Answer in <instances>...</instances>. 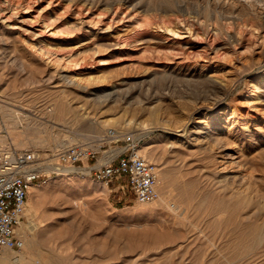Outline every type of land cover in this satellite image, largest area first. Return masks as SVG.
<instances>
[{
	"label": "rangeland",
	"instance_id": "374dc122",
	"mask_svg": "<svg viewBox=\"0 0 264 264\" xmlns=\"http://www.w3.org/2000/svg\"><path fill=\"white\" fill-rule=\"evenodd\" d=\"M2 3L0 149L36 150L39 163L55 167L40 171V191L29 192L23 220L27 237L35 235L50 252V264H264V105L255 104L259 111L245 103L255 119L241 114L250 83L264 79V0ZM45 20L50 26L39 34ZM56 24L58 34L48 36ZM79 25L100 44L81 50L78 65L64 66L72 75L83 69L91 87L96 79H106L107 87L126 80L113 102L96 100L106 91L89 96L64 84L59 64L48 61L67 51L65 43L79 45ZM41 45L48 49L43 58ZM60 95L71 107L67 119L45 117L44 105ZM9 109L27 119H10ZM199 126L220 130L211 150L191 139ZM110 128L140 139L158 168L159 199L138 201L123 176L110 184L93 176L94 165L123 150V140H103ZM78 144L96 155L76 166L60 164L58 153ZM61 165L72 170L60 173Z\"/></svg>",
	"mask_w": 264,
	"mask_h": 264
},
{
	"label": "built area",
	"instance_id": "2783aa9c",
	"mask_svg": "<svg viewBox=\"0 0 264 264\" xmlns=\"http://www.w3.org/2000/svg\"><path fill=\"white\" fill-rule=\"evenodd\" d=\"M123 140V150L108 163L94 165L93 176L107 183L128 175L129 185L140 202L160 198L157 190L158 168L149 161L140 149V139L134 133H121L110 128L103 140ZM96 152L90 145L78 144L62 149L58 153L59 163L76 166L84 158L94 157ZM40 156L36 150H20L13 147L0 149V249H21L23 240L18 227L23 222L30 186L41 178L37 168Z\"/></svg>",
	"mask_w": 264,
	"mask_h": 264
},
{
	"label": "bare ground",
	"instance_id": "6f19581e",
	"mask_svg": "<svg viewBox=\"0 0 264 264\" xmlns=\"http://www.w3.org/2000/svg\"><path fill=\"white\" fill-rule=\"evenodd\" d=\"M3 1H5V0H3ZM2 0H0V8L2 7V2H3ZM18 2V1H17ZM16 2V3H17ZM4 3H6V2H4ZM14 4V3H13ZM18 4H20V3H18ZM4 6V5H3ZM16 6H18V5H16ZM15 6V7H16ZM12 7H14V6H11V8ZM19 7V6H18ZM29 7V6H28ZM2 8H4V7H2ZM8 8H10V7H8ZM21 8V7H20ZM31 8V7H30ZM29 9V8H28ZM12 10V9H11ZM16 10H17V8H16ZM23 12V11H22ZM28 12V11H27ZM36 12V11H35ZM12 15V14H11ZM35 15V14H34ZM1 16L2 17H4L5 15L3 14H1ZM24 16V15H23ZM37 16V15H36ZM6 17V16H5ZM7 18H8V16H7ZM6 18V19H7ZM48 18V17H47ZM24 20H26L25 18H23ZM46 19V18H45ZM19 20V19H18ZM30 20V19H29ZM32 20V19H31ZM49 20V19H48ZM20 21V20H19ZM22 21V20H21ZM33 21V20H32ZM50 21L52 22V20L50 19ZM26 22V21H25ZM34 22V21H33ZM50 22V23H51ZM84 23V22H83ZM87 24V23H86ZM88 24H90V26H91V24H93L92 22L91 23H88ZM5 25V24H4ZM14 25V24H13ZM60 25V24H59ZM59 25L58 24H56V26L55 27H53L52 26V28H53V32H52V35H48V36H50V37H53V38H55L56 37V35H55V33H57L58 34V32H57V30H59ZM15 26V25H14ZM50 25H48L47 24V22H46V20H45V22L44 23H42V25H41V30L38 32L39 34H45L44 33V28L43 27H45V28H47V27H49ZM79 26H81V25H79ZM78 26V27H79ZM20 27H21V31H27V32H34V30L33 29H31V27H25V26H21L20 25ZM74 27V26H73ZM72 27V28H73ZM14 28V27H13ZM51 28V29H52ZM87 28V27H86ZM89 28V27H88ZM96 28V27H95ZM76 29H78V28H76ZM82 29V31H81V33L80 34H82V35H79V36H77V37H75L74 38V41L77 43V44H79V45H75V46H70L69 45V43H65L66 44V46H64V47H67V48H65V50L67 49V51H60V52H58V50L56 51L57 53H55V55L54 56H49L48 58H49V62H52L53 64H59L58 66L55 64V66H57V68L59 69L58 71H59V75H60V77L62 78V80L65 82L64 84H69V86L71 85V86H73V88H75L76 90H78V91H81V92H83V93H86V94H88L89 96L90 95H95V96H97L98 95V93L101 91V92H105V94H101V95H99V97H96L97 99L96 100H99V101H102V102H105V101H107V103H108V101H111V102H113V101H115V100H117V98L119 97V94L120 93H122V87H123V84H125V83H127V81L126 80H121V83H116V84H114V83H110V84H112V86L111 87H107V86H105V81H106V79H104V80H100V79H96L95 80V78H94V87H91V84H90V82L91 81H93V78H92V80L90 81L89 79H88V77L89 76H87V78L86 77H84V70L83 69H80L81 71H80V73L79 74H77V75H72V74H70L69 72L70 71H67V69H66V66H64V63H71V62H75V64H79V59L81 58V56H82V54L83 53H81L82 51L81 50H84L86 47H88V46H90V45H95V44H97V43H99L98 42V39H96V38H98V37H96L95 38V36L93 37V36H91L90 34H89V32L91 31V30H89V29H85L83 26H81L80 27V30ZM83 29H85V30H83ZM108 29V28H107ZM56 30V31H55ZM175 30V29H174ZM181 30H183V29H181ZM70 31H72V30H70ZM74 31V30H73ZM76 31V30H75ZM78 31V30H77ZM95 31V30H94ZM98 31V30H97ZM179 31V30H178ZM46 32V31H45ZM63 32V31H62ZM171 32V31H170ZM36 32H34L33 34H35ZM74 33V32H73ZM90 33H92V32H90ZM94 33V32H93ZM100 33H101V30H100ZM172 33V32H171ZM174 33V32H173ZM179 33V32H178ZM178 33L176 32V34H177V37L179 38V39H182V38H184V36L182 37V35L181 34H184V33H180V35L178 36ZM32 34V35H33ZM46 34H47V32H46ZM77 34V33H76ZM75 34V35H76ZM97 34H99V33H96V35ZM102 34V33H101ZM170 34V33H169ZM38 35V34H37ZM68 35H72V33L71 32H67V35L66 36H68ZM90 35V36H89ZM93 35V34H92ZM103 35V34H102ZM159 35H161L160 33H159ZM55 36V37H54ZM63 36H64V33H63ZM65 36V37H66ZM167 36V35H166ZM160 36L161 38H168V40H169V36ZM175 36V35H174ZM173 36V39H176L177 37H174ZM72 37V36H71ZM138 37V36H137ZM171 37V36H170ZM38 38V37H37ZM49 38V37H48ZM67 38V37H66ZM109 38H110V36H109ZM118 39H119V37H117ZM155 38H158L156 35H155ZM70 39H72V38H70ZM106 39V38H105ZM107 39H108V37H107ZM114 39V38H113ZM149 39V38H148ZM163 39V40H164ZM42 40V39H41ZM67 40V39H66ZM123 40V39H122ZM131 40V39H130ZM159 40V39H158ZM111 41V40H110ZM119 41H121V40H119ZM54 42V41H53ZM72 42V41H71ZM123 42V41H122ZM124 42H125V40H124ZM128 42V41H127ZM126 42V43H127ZM114 43V42H113ZM131 43V42H130ZM181 43V42H180ZM51 44V43H50ZM100 44V43H99ZM99 44H97L98 46H99ZM73 45V44H72ZM118 45V44H117ZM124 45V44H123ZM41 46H43V45H41ZM47 46V45H46ZM46 46L44 45L43 47H41V51L38 53L41 57L42 56H45V51H47L48 49H46ZM50 46V45H49ZM53 47V46H52ZM101 47V46H100ZM109 47V46H108ZM55 48V47H54ZM96 48V47H95ZM46 49V50H45ZM93 49V48H92ZM50 50V49H49ZM64 50V49H63ZM97 51V50H96ZM45 53V54H44ZM54 53V52H53ZM53 53H52V55H53ZM47 54H48V52H47ZM47 56V55H46ZM43 58V57H42ZM98 59V58H97ZM94 60V59H93ZM84 62V61H83ZM97 62V61H96ZM108 62V61H107ZM51 63V64H52ZM95 63V62H94ZM101 63V62H100ZM52 64V65H53ZM97 64V63H96ZM102 64H106V63H102ZM134 64V63H133ZM66 65V64H65ZM83 65V64H82ZM136 65V64H135ZM134 65V66H135ZM54 66V67H55ZM79 66H81V65H79ZM78 68V67H77ZM80 68V67H79ZM81 68H82V66H81ZM55 69V68H54ZM69 69V68H68ZM101 69V68H100ZM57 71V72H58ZM86 75H88V74H86ZM103 75V74H102ZM104 76V75H103ZM103 76H101V77H103ZM106 76V75H105ZM94 77V76H93ZM90 78V79H91ZM96 78H97V76H96ZM103 78H105V77H103ZM108 79V78H107ZM216 80V79H215ZM219 80V79H218ZM107 81H109V80H107ZM110 82H111V80H110ZM219 82H221V83H223L222 82V80H220ZM61 83H63L62 81H61ZM133 83V82H132ZM131 83V84H132ZM108 84H109V82H108ZM114 84V85H113ZM120 84V85H119ZM223 84H226L225 82L223 83ZM62 85V84H61ZM106 85H107V83H106ZM227 85V84H226ZM70 86V87H71ZM222 86V85H221ZM249 86H251L252 88H251V92L250 93H248V98L247 99H245L244 100V103H243V107H242V112H241V114L242 115H249V114H251V113H249V110L248 111H244L245 110V108L246 107H244V105H246L245 103H248L247 105H250V107L249 108H251V107H255V108H259V107H256L255 106V104L257 103V102H261L263 105H264V93L262 94V92L264 91V79L261 81V82H252V83H250V85ZM64 87V86H63ZM129 87V86H128ZM224 87V86H223ZM227 87V86H226ZM67 88H69V87H67ZM225 88V87H224ZM258 88H262L263 89V91L262 92H260L259 93V95H258V97L257 98H253L252 97V95L253 94H255V90H257ZM72 89V88H71ZM260 89H258V90H260ZM72 90H74V89H72ZM128 90V89H127ZM64 92V93H66V89H62V90H60V92ZM69 91H70V89H69ZM68 91V92H69ZM76 92V91H75ZM65 95V94H64ZM123 95V94H122ZM82 96V95H81ZM88 96V97H89ZM257 96V95H256ZM59 97H61L60 99H57V100H55V99H53L55 102L54 103H52L51 105H49L48 107L46 106L45 107V105H44V109H42V111H44V112H42L41 110V113H43L44 115L46 114L47 116H50V117H53V118H55V119H57V118H61V119H67V117H68V113L70 112V106H69V103H68V101H66L67 99H63L62 97H64L63 95L61 96H59ZM66 97H67V95H66ZM73 97H78V95H74ZM72 97V98H73ZM85 97V96H84ZM122 97V96H121ZM263 97V98H262ZM71 98V97H70ZM71 98V99H72ZM79 99L81 98L80 96L78 97ZM62 99V100H61ZM70 99V100H71ZM83 98H81V100H82ZM86 99H87V96H86ZM122 99H123V97H122ZM128 99V98H127ZM73 100V99H72ZM85 100V99H84ZM125 100V99H124ZM87 101H89V100H87ZM92 101V100H91ZM127 101V100H126ZM130 100H128V102H129ZM86 102V101H85ZM88 105H91V104H89L88 102H86ZM92 103V102H91ZM106 103V102H105ZM80 104H82V103H80ZM94 104V103H93ZM103 104V103H102ZM131 104V103H130ZM242 104V103H241ZM240 104V105H241ZM1 105V104H0ZM99 105H101V103H99ZM104 105V104H103ZM82 106V105H81ZM85 106V105H84ZM87 106V105H86ZM258 106V105H257ZM260 106V105H259ZM5 108V107H4ZM238 108V107H237ZM237 108H235L236 110H237ZM262 108H264V106L262 107ZM234 110V109H233ZM259 110V109H258ZM257 110V111H258ZM240 111H241V109H240ZM259 111H261V110H259ZM262 112H264V109H263V111ZM234 113V112H233ZM8 114L10 115V119H12V120H19V119H23V120H26L27 118H25V117H23L20 113H16V111L15 110H12V109H9V112H8ZM238 114V113H237ZM262 114H264V113H262ZM46 115H45V117H46ZM77 114H75V116H76ZM234 115V114H233ZM31 116V115H30ZM30 116H28V118L30 117ZM231 116V115H230ZM27 117V116H26ZM34 117V116H33ZM243 117V116H242ZM75 118V120H78V119H76L77 118V116L76 117H74ZM73 118V119H74ZM229 118V117H228ZM251 118H253V119H255L256 118V116H254V114H251ZM30 119V118H29ZM71 119V118H70ZM37 120V119H36ZM107 120V119H106ZM236 120H238V119H236ZM31 122H32V120H30ZM34 121V120H33ZM39 122V121H38ZM259 122V121H258ZM188 124V123H187ZM220 124V123H219ZM249 124H250V122H249ZM39 125H41V123L39 124ZM99 125V124H98ZM96 127H98L99 128V126H97L96 125ZM183 128V127H182ZM223 128V127H222ZM180 129V128H179ZM247 130H248V125H247V128H246ZM250 129V128H249ZM260 129H263V128H260ZM185 130H186V128H185ZM231 131V130H230ZM197 133V132H199V134L198 135H194V133ZM219 132H220V130H215V131H213V129L212 128H205L204 126H199V128L198 127H196V128H194V129H192V131H191V135H190V137L191 136H194L193 138H191V139H193L194 140V142L195 143H197V144H199V145H196V146H199V147H201V148H205V149H210L211 148V145L213 146L214 145V147H215V144L217 143H215V141L216 140H219L217 137H218V135H219ZM235 132V131H234ZM184 133H185V131H184ZM228 133V132H227ZM242 133V132H241ZM250 133V132H249ZM253 133V132H252ZM190 134V133H189ZM221 134V133H220ZM246 134V133H245ZM238 135V134H237ZM84 136L85 135H83V136H81L82 138H84ZM226 135H224V137H223V139L225 138L226 139V137H225ZM80 137V136H79ZM238 137V136H237ZM244 137V136H243ZM253 137V136H252ZM72 140H74V138L72 139ZM71 140V141H72ZM77 140V139H76ZM76 140H74V141H76ZM81 140V139H80ZM23 139L22 140H19V142L22 144L23 143ZM73 141V142H74ZM189 141H190V139H189ZM192 141V140H191ZM190 141V142H191ZM229 141V140H228ZM242 141V140H241ZM193 142V141H192ZM224 142V141H223ZM230 142V141H229ZM245 142V141H244ZM189 143V142H188ZM215 143V144H214ZM59 144H64V142H60ZM192 144H194V143H192ZM224 144V143H223ZM219 145V144H218ZM217 146V145H216ZM215 149V148H214ZM211 150V149H210ZM212 150H213V148H212ZM113 158V157H112ZM111 158V159H112ZM103 159V158H102ZM99 160V162L100 161H104V159L103 160ZM106 159V158H105ZM110 159V160H111ZM109 160V161H110ZM108 161V162H109ZM107 162V163H108ZM104 163H105V161H104ZM45 165V164H44ZM42 165V163L40 162V163H38L37 164V168L39 169V171H44V170H46L47 168V171L50 169V168H53L54 166H51L50 164H48L47 166L45 165ZM55 168V167H54ZM85 168L86 169H88V168H90V166H85ZM58 171H60V173H66V172H68V171H70V170H72V168H68V167H63L62 165H61V167L60 168H58L57 169ZM157 174H158V172H157ZM162 177H163V173H162ZM161 179V178H160ZM226 184V183H225ZM37 189H39L38 188V184L35 182V183H33L31 186H30V190H29V192H31V191H33V190H36V192H39L40 191V189H39V191L37 190ZM167 195V194H166ZM160 202V201H159ZM172 201H170V203H171ZM176 202V201H175ZM149 203V202H148ZM168 203V202H167ZM173 203V202H172ZM155 204V203H154ZM162 204V203H161ZM173 205V204H172ZM174 205H176L175 203H174ZM156 206V205H155ZM182 207V206H181ZM172 208V207H171ZM176 208V207H175ZM174 209V208H173ZM172 210V209H171ZM177 210H178V208H177ZM181 210V209H180ZM174 211V210H173ZM176 211V210H175ZM33 224V223H32ZM35 225V224H34ZM29 226V225H28ZM33 226V225H32ZM27 225H25L24 224V222H21V224L19 225V227H18V234L20 235V237H22L23 239V242H24V244H23V247L20 249V250H23V252L21 253V254H19V255H17L15 252V254L14 253H12L11 251H10V249L11 248H8V247H3V248H1L0 249V264H50L51 263V260H52V258H51V254H50V252L49 251H45L44 250V248L40 245V243H39V240L37 239V237L34 235L33 237H31V235H30V237H27ZM30 228V227H29ZM31 229V228H30ZM29 229V230H30ZM31 231V230H30ZM14 250V249H13Z\"/></svg>",
	"mask_w": 264,
	"mask_h": 264
},
{
	"label": "crops",
	"instance_id": "0c3cea01",
	"mask_svg": "<svg viewBox=\"0 0 264 264\" xmlns=\"http://www.w3.org/2000/svg\"><path fill=\"white\" fill-rule=\"evenodd\" d=\"M123 178H126L127 179V183H128V185H129V177H128V175H123ZM117 181H120V180H118V179H116V180H114V181H112V182H110V183H115V182H117ZM110 183H108V184H110ZM130 186V185H129ZM124 186L123 185H119L117 188H116V190L118 191V190H120L121 188H123Z\"/></svg>",
	"mask_w": 264,
	"mask_h": 264
}]
</instances>
